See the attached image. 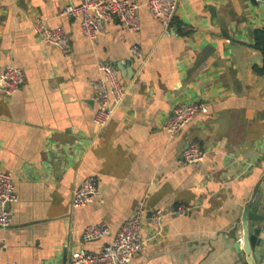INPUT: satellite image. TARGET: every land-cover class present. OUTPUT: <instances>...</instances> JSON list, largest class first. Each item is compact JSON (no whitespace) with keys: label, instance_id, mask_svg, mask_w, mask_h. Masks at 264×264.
Instances as JSON below:
<instances>
[{"label":"crops","instance_id":"crops-1","mask_svg":"<svg viewBox=\"0 0 264 264\" xmlns=\"http://www.w3.org/2000/svg\"><path fill=\"white\" fill-rule=\"evenodd\" d=\"M79 2L0 0V73H25L15 94L0 89V171L19 197L0 228V264H66L74 251L100 250L141 208L145 243L131 264L250 263L244 213L264 204V54L253 36L264 30V0H181L169 29L143 5L139 32L111 18L95 39L81 15L63 14ZM38 18L67 34L70 53L34 32ZM103 61L128 92L101 129L93 83ZM181 102L203 107L174 136L163 124ZM192 141L207 150L195 165L183 158ZM88 176L97 195L74 207ZM180 203L194 209L150 221ZM98 223L111 234L84 242L83 229Z\"/></svg>","mask_w":264,"mask_h":264},{"label":"built area","instance_id":"built-area-1","mask_svg":"<svg viewBox=\"0 0 264 264\" xmlns=\"http://www.w3.org/2000/svg\"><path fill=\"white\" fill-rule=\"evenodd\" d=\"M181 0H147L140 3L137 0H80L78 4H69L63 14L82 17V32L89 39H95L104 31L105 23L116 18L132 33L141 30L139 9L145 5L149 13L169 29L177 15ZM32 29L49 44L58 46L64 53L71 51V44L67 34L61 29L50 28L43 18L32 22ZM134 53L139 54L137 45L133 46ZM101 76L94 81L93 91L96 108L93 116L94 123L101 129L110 122L115 111L124 101L128 90L122 85L116 66L109 61L99 65ZM25 82L24 71L16 66L8 65L0 73V89L6 95L18 92ZM203 103L181 102L174 106L165 120L163 127L172 135H179L198 115ZM207 157V150L199 143H188L183 158L186 164L195 165ZM97 195V185L94 176H88L72 193L74 207L85 206ZM19 199L15 190L11 174L0 171V228L11 225L13 213L10 204ZM194 209L184 203L169 210L152 211L149 219L153 224H162L166 216H185ZM144 209H138L118 229L111 241L106 242L98 251L77 250L71 255L66 264H131L133 258L139 254L145 241L141 236ZM111 234L105 223L90 224L82 231V240L90 242L105 239ZM242 240V238H240ZM6 244L0 241V252Z\"/></svg>","mask_w":264,"mask_h":264},{"label":"water","instance_id":"water-1","mask_svg":"<svg viewBox=\"0 0 264 264\" xmlns=\"http://www.w3.org/2000/svg\"><path fill=\"white\" fill-rule=\"evenodd\" d=\"M243 228L245 250L247 257L251 258L250 263L264 264V204L255 203L246 210ZM250 263L246 261V264Z\"/></svg>","mask_w":264,"mask_h":264},{"label":"trees","instance_id":"trees-1","mask_svg":"<svg viewBox=\"0 0 264 264\" xmlns=\"http://www.w3.org/2000/svg\"><path fill=\"white\" fill-rule=\"evenodd\" d=\"M254 36V46L263 51L264 54V30L258 29L253 32ZM259 72L264 73V67L258 69Z\"/></svg>","mask_w":264,"mask_h":264}]
</instances>
